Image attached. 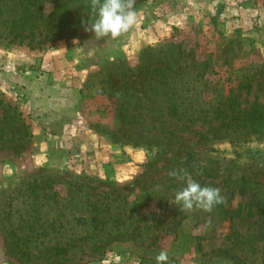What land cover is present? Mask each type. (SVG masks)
<instances>
[{
    "label": "rangeland",
    "instance_id": "374dc122",
    "mask_svg": "<svg viewBox=\"0 0 264 264\" xmlns=\"http://www.w3.org/2000/svg\"><path fill=\"white\" fill-rule=\"evenodd\" d=\"M135 9L137 23L116 39L83 27L40 47L0 38V122L17 106L32 134L0 142V264H157L162 250L168 264H237L218 249L257 226L247 210L227 213L248 199L234 180L264 168V134L232 142L211 127L225 108L264 107V0H136ZM172 42L183 51L185 77L172 85L187 116L153 118L142 106L135 120L118 115L105 90L141 87L143 68ZM186 161L225 204L208 213L171 203L186 181L168 173Z\"/></svg>",
    "mask_w": 264,
    "mask_h": 264
},
{
    "label": "trees",
    "instance_id": "16d2710c",
    "mask_svg": "<svg viewBox=\"0 0 264 264\" xmlns=\"http://www.w3.org/2000/svg\"><path fill=\"white\" fill-rule=\"evenodd\" d=\"M89 6L90 0H0V38L7 39L9 43L28 44L34 47H40L48 42L55 43L73 31L85 28L82 21L90 20ZM178 46L175 42L170 43L163 51L162 58L158 59L157 65L153 67L147 65L143 68L146 73L142 74L144 83L141 87L132 88L133 81L127 80L117 87L109 85L105 93L115 101L118 115L134 120L142 116L143 112L153 118L160 116L162 112L179 120L187 116L189 107L176 101L177 98H183V95H180L182 89L176 88L174 91L175 87L172 85L173 82L185 77L183 51L180 46L177 48ZM127 71H124V77L130 76L131 72ZM108 83L110 84V81ZM137 106H142L144 111L141 110L139 114L132 113ZM223 110L226 112L223 119L218 125L211 127L214 137L219 139L228 137L234 142L242 134H264V107L261 104L255 102L248 109H236L231 106L230 109ZM3 118L7 119L5 114ZM29 127L30 124L24 114L14 106L10 119L0 122V142L24 140L32 135ZM8 132L10 135L4 138V134ZM187 165L189 166L188 161L183 162L181 168L184 169ZM252 171L256 172L255 176L253 172L248 175L244 172L234 180L235 189L241 195L248 196V199L227 214L231 213L230 218L234 220L243 217L247 210V215L256 216L257 226L250 234L236 232L234 245L218 249L219 253L230 257L237 264H247L249 260L264 264V182L256 178V175H264V168ZM230 176L228 178H231ZM147 227H151V224ZM136 234L133 233L134 236ZM237 243L239 247L241 246L240 249L237 248ZM172 251L179 252L175 247Z\"/></svg>",
    "mask_w": 264,
    "mask_h": 264
},
{
    "label": "clouds",
    "instance_id": "9594fccd",
    "mask_svg": "<svg viewBox=\"0 0 264 264\" xmlns=\"http://www.w3.org/2000/svg\"><path fill=\"white\" fill-rule=\"evenodd\" d=\"M135 3L136 0H90V20L82 21L85 24V31L93 32L99 39L120 37L137 23ZM73 43L78 41L74 40ZM168 175L186 181V186L176 192L174 200L171 201L175 205H181V211L199 209L211 213L215 205L226 203L218 188L201 186L186 169H173ZM208 224H211V219L208 220ZM155 259L157 264H168L169 256L162 250Z\"/></svg>",
    "mask_w": 264,
    "mask_h": 264
},
{
    "label": "crops",
    "instance_id": "0c3cea01",
    "mask_svg": "<svg viewBox=\"0 0 264 264\" xmlns=\"http://www.w3.org/2000/svg\"><path fill=\"white\" fill-rule=\"evenodd\" d=\"M143 17V22H147L148 20L147 19H145V15H143L142 16ZM147 17V16H146ZM145 37H142V41H141V45H139V47L138 48H141V47H144L145 46V44H147L149 41H144L145 39H144Z\"/></svg>",
    "mask_w": 264,
    "mask_h": 264
}]
</instances>
